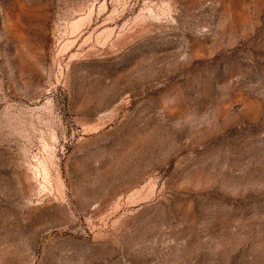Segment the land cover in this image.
I'll use <instances>...</instances> for the list:
<instances>
[{
  "label": "rangeland",
  "instance_id": "obj_1",
  "mask_svg": "<svg viewBox=\"0 0 264 264\" xmlns=\"http://www.w3.org/2000/svg\"><path fill=\"white\" fill-rule=\"evenodd\" d=\"M0 264H264V0H0Z\"/></svg>",
  "mask_w": 264,
  "mask_h": 264
}]
</instances>
